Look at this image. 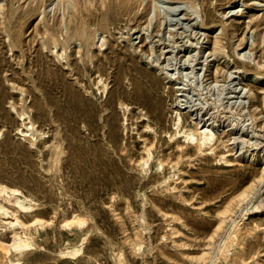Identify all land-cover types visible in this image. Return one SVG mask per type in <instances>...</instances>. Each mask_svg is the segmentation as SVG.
<instances>
[{"label": "rangeland", "instance_id": "374dc122", "mask_svg": "<svg viewBox=\"0 0 264 264\" xmlns=\"http://www.w3.org/2000/svg\"><path fill=\"white\" fill-rule=\"evenodd\" d=\"M60 1L0 0V264H264V0Z\"/></svg>", "mask_w": 264, "mask_h": 264}, {"label": "bare ground", "instance_id": "6f19581e", "mask_svg": "<svg viewBox=\"0 0 264 264\" xmlns=\"http://www.w3.org/2000/svg\"><path fill=\"white\" fill-rule=\"evenodd\" d=\"M38 1H40V0H29V2H28V5H27V10H31V12H32V10L33 9H35V6L37 5V2ZM44 1V0H43ZM50 1H53V2H57L58 0H50ZM60 1V0H59ZM76 1V0H75ZM116 2H114V4L115 3H117V0H115ZM42 2V1H41ZM46 2V1H45ZM44 2V3H45ZM61 2V1H60ZM66 2V1H65ZM77 2V1H76ZM264 2V1H263ZM43 3V4H44ZM47 3V2H46ZM118 3H120V5L124 8L125 7V9H127L128 7H129V5H130V0H120V2H118ZM256 3H260L259 1H257V0H250V3H249V5H252V4H256ZM262 3V2H261ZM39 4V3H38ZM10 5V4H9ZM12 5V4H11ZM14 5V4H13ZM56 5V4H55ZM113 5V4H112ZM132 5V4H131ZM263 5V4H262ZM25 6V5H24ZM38 6V5H37ZM41 6H42V3H41ZM77 6V3L75 4V8H77L76 7ZM11 7V6H10ZM17 6L15 5V8H16ZM39 7V6H38ZM114 7L115 6H109L108 8H109V12H114V10H116V9H114ZM120 7V6H119ZM79 8V7H78ZM11 9H12V7H11ZM24 9V8H23ZM42 9V8H41ZM40 9V10H41ZM19 10V9H18ZM27 10H25V12L27 11ZM44 10V9H43ZM77 10H79V9H77ZM129 10H130V7H129ZM10 11H14V10H10ZM37 11V10H36ZM42 11V10H41ZM80 11V10H79ZM117 11V10H116ZM115 11V12H116ZM23 12H24V10H23ZM24 12V13H25ZM30 12V11H29ZM43 12V11H42ZM41 12V13H42ZM76 12V11H75ZM106 12V11H105ZM118 12V11H117ZM123 12V11H122ZM129 12V11H128ZM23 13V14H24ZM36 13V12H35ZM45 13V12H44ZM13 14V13H12ZM39 14V13H38ZM37 14V15H38ZM116 14H118V13H116ZM120 14V13H119ZM124 14V13H123ZM33 15V14H32ZM44 15V14H43ZM77 15V14H76ZM75 15V16H76ZM79 15V14H78ZM107 15V14H106ZM122 15V14H121ZM28 16H30V15H28ZM80 16V15H79ZM42 18V17H41ZM60 18H62V17H60ZM76 18H77V16H76ZM80 18L82 19V17L80 16ZM65 20V19H64ZM69 20V19H68ZM76 20V19H75ZM74 20V21H75ZM80 20V19H79ZM79 20H77L78 22H74L73 21V23L74 24H72V25H70V24H68V25H66L65 26V34H64V39L65 40H69L70 41V39H73V38H79L80 40H81V44H82V47L85 49V51H84V53L85 54H87L88 52H90V51H88V47H87V38H88V36H89V34L90 33H88V30H87V27L86 26H88V25H85L86 23H84L83 21H79ZM83 20V19H82ZM47 21V20H46ZM71 22H72V20H70ZM56 22V21H55ZM60 22V21H59ZM58 22V23H59ZM66 22V21H65ZM86 22V21H85ZM48 23V22H47ZM46 23V24H47ZM62 24H63V22H61ZM44 24V23H43ZM42 24V25H43ZM60 25V26H62L63 27V25L64 24H66V23H64L63 25ZM223 24V23H222ZM59 25V24H58ZM45 26V25H44ZM222 26V25H221ZM223 27V26H222ZM225 27V26H224ZM46 28V27H45ZM223 29H225V28H223ZM60 30V29H59ZM90 30V29H89ZM46 37H47V39H48V41H50V43H51V41L53 42V41H55L56 40V38H55V31H54V28L52 27V26H50V25H48L47 26V28H46ZM60 33V32H59ZM226 34V33H225ZM42 35H44V33L42 34ZM43 37V36H42ZM58 37V36H57ZM61 37V36H60ZM61 39V38H60ZM60 39H57V40H59L60 41ZM63 39V38H62ZM61 39V40H62ZM71 42V41H70ZM217 42V41H216ZM56 43V42H55ZM64 43V42H63ZM67 43V42H66ZM60 44V43H59ZM215 44V43H214ZM50 45H52V44H50ZM62 46H63V44H61ZM67 45H68V43H67ZM66 45V46H67ZM56 46H57V44H56ZM81 46V45H80ZM131 46V45H130ZM219 46V45H218ZM49 49L51 50V48L49 47ZM215 49V48H214ZM220 49V48H219ZM88 51V52H87ZM211 53V52H210ZM255 79H260V78H263L264 77V75L262 74V72H260V73H257L255 76ZM197 131H198V134L200 135V137H201V141H199L198 143H196L195 144V146L197 147H201V146H205V145H207V143H210L211 142V140H213L212 138H213V134L210 132V129L208 128V126H200V127H198L197 128ZM190 135V134H189ZM193 136V135H192ZM190 137V136H189ZM190 139H192L193 140V138L192 137H190ZM200 139V138H199ZM197 142V141H196ZM194 143V142H193ZM253 158L254 157H251V159H249L250 161L251 160H253ZM256 178V177H255ZM256 181V180H255ZM260 182H261V184H260V187H259V190L260 191H264V167H263V173H262V175H261V177H260ZM248 194V193H247ZM246 197V196H245ZM244 197V198H245ZM252 204V203H251ZM251 206V205H250ZM247 207V206H246ZM257 207V206H256ZM261 207V206H260ZM253 208V207H252ZM257 209V208H256ZM242 210V209H241ZM244 217V216H243ZM230 236V235H229ZM234 242V241H233ZM222 248H223V245H222ZM226 248V247H225ZM224 248V249H225ZM219 250H220V248H219ZM222 250V249H221ZM226 250V249H225ZM224 252V251H223ZM226 252H228V251H226ZM221 255V254H220ZM229 255V254H228ZM242 256H243V254H242ZM236 257V256H235Z\"/></svg>", "mask_w": 264, "mask_h": 264}]
</instances>
